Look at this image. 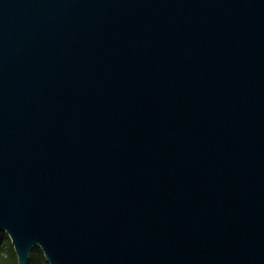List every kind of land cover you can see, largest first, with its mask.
<instances>
[{
  "label": "water",
  "instance_id": "95a60500",
  "mask_svg": "<svg viewBox=\"0 0 264 264\" xmlns=\"http://www.w3.org/2000/svg\"><path fill=\"white\" fill-rule=\"evenodd\" d=\"M0 232L18 264H264V0H0Z\"/></svg>",
  "mask_w": 264,
  "mask_h": 264
},
{
  "label": "rangeland",
  "instance_id": "374dc122",
  "mask_svg": "<svg viewBox=\"0 0 264 264\" xmlns=\"http://www.w3.org/2000/svg\"><path fill=\"white\" fill-rule=\"evenodd\" d=\"M0 251L3 257H8L9 259L11 258L17 259L14 248L11 244L10 238L8 237L6 233H3V232H0ZM33 255H34L33 257L35 259V263H40V264L46 263V260L43 254L41 255L40 252L35 251Z\"/></svg>",
  "mask_w": 264,
  "mask_h": 264
},
{
  "label": "trees",
  "instance_id": "16d2710c",
  "mask_svg": "<svg viewBox=\"0 0 264 264\" xmlns=\"http://www.w3.org/2000/svg\"><path fill=\"white\" fill-rule=\"evenodd\" d=\"M35 251L40 252V254L42 255V252L38 248L33 249L30 254L29 264H40V263H35V259L33 257L34 256L33 253ZM0 264H18V263H17V259H13V258L9 259L8 257H3L0 251Z\"/></svg>",
  "mask_w": 264,
  "mask_h": 264
},
{
  "label": "built area",
  "instance_id": "2783aa9c",
  "mask_svg": "<svg viewBox=\"0 0 264 264\" xmlns=\"http://www.w3.org/2000/svg\"><path fill=\"white\" fill-rule=\"evenodd\" d=\"M45 264H47V263H45Z\"/></svg>",
  "mask_w": 264,
  "mask_h": 264
}]
</instances>
